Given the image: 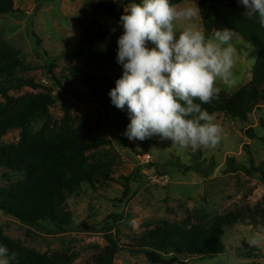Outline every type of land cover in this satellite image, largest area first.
I'll return each mask as SVG.
<instances>
[{"label":"rangeland","instance_id":"1","mask_svg":"<svg viewBox=\"0 0 264 264\" xmlns=\"http://www.w3.org/2000/svg\"><path fill=\"white\" fill-rule=\"evenodd\" d=\"M16 7L23 11L19 14L0 15V39L13 44L22 51L24 58L32 67L25 76L38 80V84L51 85L50 71L65 84L73 95L57 96V103L51 108L55 121L63 118L66 105L73 117H85L94 137H100L109 143L96 151L109 155L112 182L96 189L82 185L81 189L68 200L73 214V225L66 231L54 227L30 228L17 219L0 211V230L23 245L34 248L41 253L66 251L77 257L74 264H91L95 247L104 248L110 234L105 228L113 226L114 236L121 244L135 242L148 229V224L167 220L181 222L188 218L196 208H205L210 218L220 214L236 211H255L264 209V184L258 174L248 175L238 170L226 173L230 159L234 165L247 167L264 164V102L248 115L246 121L225 114L214 115L215 123L222 128V138L215 148H198L196 150L172 145L170 140L155 137L150 164L144 163L137 155V149L121 146L120 139L111 127L112 114L104 103L89 97V89L82 83L70 86L65 81L69 70H83L87 67L86 58L74 57L81 37V26L108 32L107 41L123 32L117 19L105 12L89 10L86 4L114 2L120 0H14ZM197 0L187 1L179 7L191 6ZM199 7V6H198ZM191 23L203 30L201 15ZM187 23V22H186ZM115 28V32L111 29ZM226 28L224 24L217 29ZM36 34L37 37L32 36ZM238 50L234 74L235 85L219 87L228 95H234L253 79V69L257 61V50L238 35L234 41ZM152 47L151 44L148 45ZM93 74L109 75L114 71L109 68L89 69ZM1 81V79H0ZM25 87L10 92L11 96L20 97L27 93H37ZM59 92H55L58 94ZM4 101L0 95V102ZM44 122L35 124L39 131ZM253 128L257 138H251L247 131ZM20 130L9 131L0 141V146L17 144ZM134 144V140H131ZM201 166L202 171L187 172L186 167ZM191 167V168H192ZM155 168L170 175L171 182L166 187L149 184L146 173ZM5 170L0 168V188L8 186L3 180ZM14 181H17L16 179ZM121 216L114 223L112 216ZM111 218V219H110ZM256 222L245 220L226 230L224 243L225 254L214 258L184 256L183 263L176 264H264V247L252 259L245 257L246 245L251 235L264 228V218L257 217ZM93 228V229H91ZM112 233V232H111ZM114 264H152L146 254H134L128 250L120 251Z\"/></svg>","mask_w":264,"mask_h":264},{"label":"trees","instance_id":"2","mask_svg":"<svg viewBox=\"0 0 264 264\" xmlns=\"http://www.w3.org/2000/svg\"><path fill=\"white\" fill-rule=\"evenodd\" d=\"M187 1L192 0H170V3L181 5ZM197 1L206 35L211 34L218 25L224 24L257 50L253 79L234 95L221 90L219 99L202 105L213 115L225 114L246 121L253 109L264 102V28L257 19L243 17L245 9L237 0ZM141 2L142 0L90 2L86 7L105 12L119 21L124 8ZM19 13L23 11L16 7L14 0H0V15ZM32 36L37 37L33 33ZM119 36H113L108 42V32L81 26L79 47L72 56L86 58L87 67L83 70L70 69L64 78L70 86L84 84L89 89L91 99L109 107L112 114L111 127L118 135L121 146L137 149V155L144 156L152 150L155 137L143 141L134 140L133 144L123 135L130 123L127 109L116 108L108 96V92L115 87V80L123 71L122 66L116 62ZM94 67L109 68L114 72L109 75L93 74L89 69ZM31 71L32 67L22 51L0 39V95L4 99L0 102V141L9 131L20 130L17 144L0 146V168L5 170L2 178L9 182L8 186L0 188V211L30 228L54 227L64 232L73 225L69 197L84 184L96 189L113 181L109 155L93 152L109 142L104 138L94 137L88 126V119L73 117L66 105L63 118L55 121L51 108L56 105L57 96L61 95L60 92L73 95L74 91L66 88L52 67L49 68L51 85L38 84L37 79L25 76ZM25 87L42 91L20 97L10 95V92ZM57 91L59 93L55 94ZM39 122H44V125L36 131L35 124ZM262 126L264 127V121ZM247 134L251 138H257L253 128H249ZM234 163V158L230 159L226 173L241 170L248 175L258 174L264 184V164L258 167H236ZM191 167H186L187 172L202 171L201 166L197 169ZM202 174L206 177L208 175L206 171ZM259 216L264 218V209L240 210L210 218L205 208H196L184 221L162 220L148 224L147 231L130 244H121L113 234V226H108L105 228L110 232L106 236L108 244L104 248L95 247L97 252L91 264H114L117 254L124 250L146 254L152 264L183 263L184 256L214 258L227 252L224 243L227 229L245 220L257 223ZM120 218L118 215L112 216L114 223ZM0 244L7 246L9 254H17L13 264H74L79 257L74 252L70 254L66 251L41 253L12 239L1 230ZM259 252V247L246 245L244 255L247 259H252Z\"/></svg>","mask_w":264,"mask_h":264},{"label":"clouds","instance_id":"3","mask_svg":"<svg viewBox=\"0 0 264 264\" xmlns=\"http://www.w3.org/2000/svg\"><path fill=\"white\" fill-rule=\"evenodd\" d=\"M237 3L245 9L244 18L257 19L264 28V0ZM200 12L195 2L179 7L170 0H142L124 8L116 55L123 71L108 96L116 108L127 109L130 123L123 135L129 140L158 137L193 150L219 144L222 128L202 105L219 99L218 82H237V33L224 28L206 35L190 22ZM248 243L264 247V228ZM16 258L0 244V264H13Z\"/></svg>","mask_w":264,"mask_h":264},{"label":"built area","instance_id":"4","mask_svg":"<svg viewBox=\"0 0 264 264\" xmlns=\"http://www.w3.org/2000/svg\"><path fill=\"white\" fill-rule=\"evenodd\" d=\"M46 85L48 84V82H44ZM144 163L146 164H150L151 163V155L148 154L146 156H144V158H141ZM146 175L148 176V182L151 185L154 186H160V187H166L170 184L171 182V178L170 175L165 172V171H159L157 170V168H155V171L152 173H146Z\"/></svg>","mask_w":264,"mask_h":264}]
</instances>
